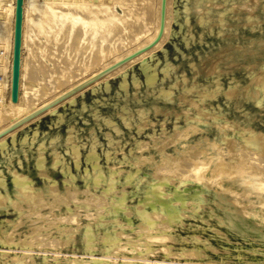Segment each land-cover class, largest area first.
Returning <instances> with one entry per match:
<instances>
[{
    "label": "rangeland",
    "instance_id": "rangeland-1",
    "mask_svg": "<svg viewBox=\"0 0 264 264\" xmlns=\"http://www.w3.org/2000/svg\"><path fill=\"white\" fill-rule=\"evenodd\" d=\"M91 1L92 18L105 17L103 11L118 13L114 0ZM226 1L173 0L171 34L154 61L135 64L123 75L111 78V85L87 91L0 145V264H67L73 256L76 264H85L94 257H105L108 264H264V228L256 229L264 225V203L257 198L264 194V42H256L264 41V0ZM10 9L14 12L0 32V60L7 58L12 68L0 71V108L13 105L8 101L10 94H35L42 83H54L65 69V62L73 60V67L79 68L87 57H81L83 52H76L71 42L77 31L72 37L67 30L59 40L54 39V33L48 37V33L39 34L36 29L32 33L34 41L20 35L26 29L29 33L28 27L17 35L9 33L8 28L18 25L19 19L30 14L38 19L31 7L24 8V12L18 5ZM38 34L43 35L41 40ZM4 42L7 49L2 51ZM4 144L6 151L2 150ZM200 149H207L199 157L203 168L189 169V158ZM165 156L169 158L167 168L166 161L153 167ZM245 156L247 164L242 161ZM218 160L225 163L222 170ZM180 164H186L188 170ZM235 164L239 165L237 169ZM238 177H243L242 184H231ZM20 178L31 193H36L34 198L24 200L12 192L19 190L16 182ZM248 182L255 189H248ZM47 185L49 192L56 188L55 194L50 193L54 198L41 190ZM245 210L257 217H241ZM33 215L41 220L33 221L39 218ZM35 226H43L42 234L33 230ZM159 233L166 239L168 233L169 241L164 244L165 237L160 241ZM154 234L160 238V243L154 242L156 245H152L155 238L151 241ZM121 246L125 250L118 253ZM152 251L154 254L149 255ZM5 252L8 255L2 256ZM47 257L49 262L45 261Z\"/></svg>",
    "mask_w": 264,
    "mask_h": 264
},
{
    "label": "bare ground",
    "instance_id": "bare-ground-1",
    "mask_svg": "<svg viewBox=\"0 0 264 264\" xmlns=\"http://www.w3.org/2000/svg\"><path fill=\"white\" fill-rule=\"evenodd\" d=\"M4 0H0V32L4 31V23L5 21L8 19V17L11 15V12H14L10 9V7H12L13 5H18L19 8H20V11H27L25 10L26 7H31L32 8V13H36L38 14V19H34L32 17V15L30 14L28 18L26 19H19L20 22L18 25H14L12 27H9L8 31L9 33H14L15 35L16 32H18L19 30L25 28V27H28L29 29V33L27 32V29L26 31L20 33V35H22L23 37H29L31 38L32 37V33H34L37 29V31H39L38 33L40 34V31H45V33L43 34H47L48 37L50 36V34L54 33L55 37L54 39H57L59 38V36L68 30L69 31V35H72V33L74 32L75 34V37L72 35V37H74L75 39L73 40L72 38L69 39V41L72 39L71 42H73V45L74 47H76L75 51L76 52H83V56L81 57H84L85 55H87V57L84 59L81 58V60L83 59V62L81 61L80 63H82V65L80 64L79 65V68L76 67L74 68L73 65V60H72V63L69 61V62H65L64 63V66H65V69L59 73V76H57V78L55 77V80L53 81L54 83H42L41 84V90L36 89L35 90V94H29L28 92H20L18 97L17 96H14L13 93L9 95V100H11V102L13 103L12 106H8V107H1L0 108V133L3 132L4 130L8 129L9 127L15 125L16 123H18L19 121H21L22 119H25L26 117H28L29 115H31L32 113L38 111L39 109L45 107L46 105H48L49 103H52L53 101H55L56 99H58L59 97L65 95L66 93H68L69 91H71L72 89L82 85L83 83L87 82L88 80L92 79L93 77H95L96 75L102 73L103 71H105L106 69H109L110 67H112L113 65L119 63L120 61H123L125 58L129 57L130 55L136 53L137 51L143 49L144 47H147L148 45H150V43H152L155 38L157 37L158 33H159V29H160V10H161V0H114V7L117 9V12L118 13H108L107 11H103L104 13H106V16L105 17H100V16H95L94 18H92V14H93V10L91 8V0H45L44 3L40 2V0H7L6 3H2ZM110 1V0H108ZM107 1V2H108ZM191 1V0H190ZM201 1V0H200ZM228 1V0H227ZM226 1V2H227ZM94 2V0H93ZM105 2V1H104ZM187 2V1H186ZM193 2V1H192ZM196 2V1H195ZM203 2V1H202ZM225 3V2H224ZM107 4V3H106ZM112 4V3H111ZM113 5V4H112ZM175 5V3H174ZM217 5V4H216ZM218 7V6H217ZM25 8V9H24ZM173 0H167V15H166V27H165V31H164V35L161 39V41L153 48H151L150 50L142 53L141 55H139L138 57L134 58L133 60L129 61L128 63L122 65L121 67L117 68L116 70L112 71L111 73L107 74L105 77L95 81L94 83H92L91 85L87 86L86 88H84L83 90L79 91L78 93L72 95L71 97L67 98L66 100H64L63 102H61L60 104L50 108L49 110L45 111L44 113H42L41 115L37 116L36 118H34L33 120L27 122L26 124L20 126L19 128L13 130L12 132H10L9 134L5 135L4 137L0 138V145L5 142L7 143L5 140L11 136H14L16 135L17 133L21 132L22 130H24L26 127H29V125H31L32 123L42 119L43 117L49 115V114H53V113H56L61 107H65L67 104H70V103H73L76 101V99L78 97H81V96H84L86 94L87 91H94L95 89H98V88H101L103 85H108L110 83V79L111 78H114V77H117V76H121L123 75L124 73H126L129 69L133 68V66L135 64H147V63H151L152 61L155 60L156 58V55H157V52L160 51L161 49H163L164 47V43L166 41V39H168V36L171 34V23H172V20H173ZM191 8V6H190ZM111 9V8H110ZM192 9V8H191ZM177 10V9H176ZM173 11V12H172ZM179 12V10H178ZM19 13V11H18ZM16 13V14H18ZM14 14V13H13ZM96 14V13H95ZM17 18V17H16ZM216 18V17H215ZM235 18V17H234ZM176 20V19H175ZM217 20V19H216ZM249 20V19H248ZM179 22V21H178ZM69 27H67V26ZM32 27V28H31ZM68 29H67V28ZM31 29V30H30ZM21 32V31H20ZM36 34V33H35ZM38 34V35H39ZM68 34V33H67ZM36 35V36H38ZM47 35H46V40H47ZM35 36V35H34ZM35 36V37H36ZM40 36H43V35H39L38 36V40L41 38ZM62 36V35H61ZM40 37V38H39ZM52 37V36H51ZM67 37H69L67 35ZM4 39V38H2ZM42 39V38H41ZM40 39V40H41ZM52 39V38H51ZM50 39V40H51ZM53 39V40H54ZM26 40V39H25ZM28 40V39H27ZM35 38L32 37V41H34ZM45 40V41H46ZM60 40V38H59ZM56 41V40H55ZM69 41H67L66 43H68ZM92 41V42H91ZM43 42V41H42ZM58 42V41H57ZM56 42V44H57ZM95 42V43H94ZM256 42H258L260 45H262V43L264 42L262 39L261 40H256ZM26 43V42H25ZM88 43V44H86ZM42 44V43H41ZM47 44V43H46ZM69 44V43H68ZM71 44V43H70ZM230 44V43H229ZM43 45V44H42ZM72 45V46H73ZM87 45V46H86ZM57 46V45H56ZM2 51L6 50L7 49V46L5 45V42L2 44V47H1ZM232 53L235 51V49H231ZM81 54V53H80ZM80 54H77L78 56ZM85 54V55H84ZM0 56H1V52H0ZM71 56V55H70ZM167 57V56H166ZM71 58V57H70ZM72 59V58H71ZM7 58H3L2 60H0V71H6V70H10L12 68L11 64H8L7 63ZM68 61V60H67ZM10 65V66H9ZM66 65H69L66 67ZM81 66V67H80ZM143 66V65H142ZM147 67V66H146ZM151 67V66H150ZM145 68V67H144ZM156 68V67H155ZM166 68H167V65H166ZM143 69V67H142ZM167 70V69H166ZM125 76V75H124ZM63 80V81H62ZM64 80L66 81V86L64 85V87H62L61 85H63L64 83ZM105 85V86H106ZM111 85V84H109ZM1 87V85H0ZM264 88V87H263ZM32 95V96H30ZM33 99H36L35 102H33L32 104H30ZM61 116V115H59ZM60 118V117H59ZM59 120V119H58ZM63 120V119H62ZM36 132V131H35ZM37 133V132H36ZM39 133V132H38ZM38 136V134H37ZM36 136V137H37ZM13 138V137H12ZM28 138V137H27ZM13 140V139H12ZM16 141V139H14ZM14 141V142H15ZM13 142V143H14ZM2 150L6 151L7 149V145L4 144V146L2 145ZM183 149H185L186 147H182ZM249 148V147H248ZM187 149V148H186ZM207 151V149H203V150H197V157H193V158H189L191 159L189 161V169L192 168V169H196L197 167L202 169L203 168V162L201 160H199V157L203 154H205V152ZM252 151V150H250ZM249 151V152H250ZM260 151V150H259ZM209 153V152H208ZM226 154V153H225ZM251 154V153H250ZM248 155V154H247ZM253 155V154H252ZM167 156V155H166ZM161 157L162 160L160 162H155L153 163V167H158L161 163H164L166 161V163L164 164V167L167 165L168 163V157ZM179 156V155H178ZM254 156V155H253ZM253 156L251 157L249 155V157H251L250 159L251 160H254L255 157L253 158ZM260 156V155H259ZM169 157H171L169 155ZM246 157V156H245ZM160 158V159H161ZM233 158V157H231ZM253 158V159H252ZM260 158V157H259ZM210 160L208 161H211V158H209ZM244 159V158H243ZM246 159V160H245ZM244 160H242L244 163H246L247 161V157L245 158ZM258 159V158H257ZM224 160V159H222ZM249 160V158H248ZM263 160V159H262ZM261 160V161H262ZM182 161V160H181ZM180 161V162H181ZM220 161V160H218ZM234 162V160H232ZM250 161V160H249ZM248 161V162H249ZM264 161V160H263ZM242 162V163H243ZM185 163V162H184ZM186 163H188L186 161ZM243 163V164H244ZM207 164V162H206ZM237 164V163H236ZM235 164V165H236ZM247 164V163H246ZM255 164V163H254ZM263 164V163H262ZM262 164L260 166H262ZM181 165V164H180ZM185 166L186 164H182L181 166ZM225 163H222V161L218 162V167H221V170L222 168H225L224 167ZM245 165V164H244ZM257 165V164H256ZM187 166V165H186ZM185 166V167H186ZM237 166L239 165H236V168L237 169ZM250 166V165H249ZM253 165H251L250 167H252ZM164 167L162 166V169H164ZM180 167V166H178ZM243 167V166H242ZM247 167V166H246ZM263 167V166H262ZM114 168V167H113ZM167 168V166L165 167ZM169 168V167H168ZM177 168V167H176ZM183 168V167H182ZM182 168H179V169H182ZM229 168V167H228ZM227 168V169H228ZM239 168V167H238ZM241 168V167H240ZM239 168V169H240ZM245 168V167H244ZM242 168V169H244ZM255 168V167H254ZM258 168V166H257ZM187 169V167H186ZM185 169V170H186ZM263 169V168H262ZM188 170V169H187ZM232 170V169H231ZM247 170V169H246ZM157 171V170H156ZM165 171V169H164ZM225 171V170H224ZM228 171V170H227ZM242 171V170H241ZM212 172V171H211ZM243 172V171H242ZM246 172V171H245ZM251 172V171H250ZM248 172V173H250ZM169 173V172H167ZM205 173V171H204ZM225 173V172H224ZM234 173V172H233ZM244 173V172H243ZM190 174V173H189ZM232 174V173H231ZM231 174H228L231 175ZM254 174V173H253ZM194 175L196 176V172H194ZM212 175V174H211ZM255 175V174H254ZM188 176V175H187ZM257 176V175H256ZM189 177V176H188ZM185 178V176H184ZM193 178V177H192ZM191 178V179H192ZM218 178V177H217ZM224 178V177H223ZM243 178V177H242ZM242 178H237L235 179L234 182H230L231 184H242V181L243 179ZM71 179V178H70ZM198 179V178H197ZM216 179V178H215ZM214 179V180H215ZM221 179V178H220ZM263 179V178H262ZM110 180V179H109ZM223 180V179H222ZM67 181V180H66ZM173 181V180H172ZM202 181V180H201ZM213 181V179H212ZM261 181V180H260ZM263 181V180H262ZM70 181L68 180V183ZM203 182V181H202ZM17 185L19 187V190H13L12 192L16 195V196H19L21 197L22 199L24 200H27L29 198H34V194L36 193H31V190L30 188L28 187L26 181L22 178L20 179H17ZM214 183V182H213ZM263 184V183H262ZM173 185V184H171ZM211 185V184H210ZM217 185V184H216ZM49 185L45 186V187H42L41 190H43V192L45 193V196L49 197L50 196V193H54L57 192L56 191V188L55 187H52L50 190V192L48 191L49 190ZM208 186V185H207ZM232 186V185H231ZM255 185L253 184H249L248 182V186L247 188L248 189H253ZM259 186V185H257ZM33 187V186H32ZM212 186H210L211 188ZM241 187V186H239ZM242 188V187H241ZM255 189V188H254ZM76 190V189H75ZM98 190V189H97ZM178 190V189H177ZM242 190V189H241ZM67 191H68V188H67ZM86 191V190H85ZM121 191V190H120ZM154 191V190H153ZM225 191V190H224ZM257 191V190H256ZM255 191V192H256ZM263 191V189H262ZM10 190H9V193L11 194L12 193ZM40 192V191H39ZM70 192V191H68ZM67 192V193H68ZM72 192V191H71ZM70 192V193H71ZM87 192V191H86ZM164 193V192H163ZM222 193V192H221ZM251 193V192H250ZM42 194V193H41ZM87 194V193H86ZM72 195V194H71ZM37 196V195H36ZM52 196V195H51ZM50 196V197H51ZM69 196V195H68ZM166 196V195H165ZM224 196V194H223ZM53 197V196H52ZM8 198V197H7ZM54 198V197H53ZM55 198H56V195H55ZM209 198V197H208ZM226 198V197H225ZM254 198V197H253ZM258 198V201L260 203H264V194H258L257 196ZM39 199V198H38ZM90 199V198H89ZM215 199L217 200V198L215 197ZM9 200V199H8ZM57 200V199H56ZM87 200V199H85ZM94 200V199H93ZM100 200V199H99ZM220 200V198H219ZM257 200V199H256ZM1 201V200H0ZM3 201V200H2ZM65 201V200H64ZM76 201V200H75ZM89 201V200H88ZM87 201V202H88ZM102 201V199H101ZM229 201V199H228ZM248 201V199H247ZM40 202V201H39ZM86 202V201H85ZM100 202V201H99ZM46 203V202H45ZM67 203V202H66ZM75 203V202H74ZM81 203H84V202H81ZM90 203V202H89ZM93 203V202H92ZM176 203V202H175ZM224 203V201H223ZM37 204V203H36ZM62 204V203H61ZM71 204V203H70ZM85 204V203H84ZM104 204V203H103ZM127 204V203H126ZM142 204V202H141ZM157 204V203H156ZM160 204V203H159ZM32 205V204H31ZM38 205V204H37ZM68 205V204H67ZM88 205V203H87ZM91 205V203L89 204ZM97 205V204H96ZM102 205V204H101ZM128 205V204H127ZM127 205L124 207L127 209ZM41 206V205H40ZM47 206V205H46ZM45 206V207H46ZM51 206V204H50ZM54 206V205H52ZM51 206V207H52ZM93 206V205H92ZM103 206V205H102ZM141 206V205H140ZM147 206V205H146ZM167 206V205H166ZM217 206V205H216ZM234 206V204H233ZM237 206V205H236ZM38 207V206H37ZM49 207V208H51ZM121 207H123L121 205ZM142 207H144L142 205ZM264 207V206H263ZM40 208V207H39ZM97 208V207H96ZM140 208V210L142 211L141 207H138ZM204 208V207H203ZM34 209V208H33ZM137 209V208H136ZM185 209V208H184ZM187 209V208H186ZM264 209V208H263ZM36 210V209H35ZM41 210V209H40ZM60 210V208H59ZM98 211V209H96ZM101 210V209H100ZM123 210V209H122ZM188 210V209H187ZM203 210V209H202ZM217 210V209H216ZM262 210V209H261ZM22 211V210H20ZM77 211V210H76ZM190 211H193L192 209ZM34 212V211H33ZM44 212V211H43ZM49 212V211H48ZM52 212V210H51ZM69 212V211H68ZM71 212V211H70ZM73 212V211H72ZM104 212V211H103ZM143 212V211H142ZM209 212V211H208ZM212 212V211H211ZM235 212V211H234ZM263 212V211H262ZM66 213V212H65ZM137 213V212H136ZM140 213V211H139ZM150 213V212H149ZM163 213V212H162ZM161 213V214H162ZM168 214L170 215H173L175 213H170V212H167ZM203 213V212H202ZM219 213V212H218ZM30 214H31V211H30ZM29 214V215H30ZM34 214V213H33ZM52 214H55L54 212ZM63 214V213H62ZM69 214V213H68ZM71 214V213H70ZM78 214V213H77ZM182 214H185V213H182ZM181 214V215H182ZM204 214V213H203ZM214 214V213H213ZM231 214V213H230ZM41 215V214H40ZM50 215V214H48ZM47 215V216H48ZM61 215V213H60ZM67 215V214H66ZM152 215V214H151ZM149 214H147V216H151ZM157 215V214H156ZM156 215H152L156 217ZM159 215V214H158ZM187 216V214H185ZM193 215V214H192ZM222 215V214H221ZM263 215V214H262ZM33 216H37V215H33ZM45 216V217H47ZM165 216V215H164ZM219 216V215H218ZM241 217H244V218H248L249 220H252L254 219L255 217H257V214H250L249 211L245 210V211H242L241 214H240ZM264 216V215H263ZM262 216V217H263ZM37 217H39L36 221V219H32L33 221L35 220V222H38V220L40 219V216L38 215ZM54 217H56V215H54ZM62 217V216H61ZM96 217V216H95ZM144 217V216H143ZM151 217V218H152ZM154 217V218H155ZM160 217V216H157V218ZM167 217V216H165ZM180 217V216H179ZM190 217V216H189ZM198 217V216H197ZM210 217V216H209ZM220 217V216H219ZM53 218V217H51ZM57 218V217H56ZM163 218V217H162ZM170 218V216H169ZM172 218V217H171ZM222 218V217H221ZM234 218V217H233ZM47 219V218H46ZM45 219V220H46ZM62 219V218H61ZM65 219V218H64ZM64 219H63V223H64ZM71 219V218H70ZM74 219V218H73ZM90 219V218H89ZM147 219V217L145 218ZM150 219V218H148ZM161 219V218H160ZM159 219V220H160ZM212 219V218H211ZM41 220V219H40ZM43 220V219H42ZM44 220V221H45ZM175 220V218L173 219ZM182 220V219H181ZM219 220V219H218ZM19 221V220H18ZM68 221V220H67ZM97 221V220H95ZM147 221H150V220H147ZM152 221V220H151ZM154 221V220H153ZM152 221V222H153ZM198 221V220H197ZM204 221V220H203ZM234 221V220H233ZM20 222V221H19ZM59 222V221H58ZM144 222V221H143ZM176 222V221H175ZM202 222V221H201ZM206 222V221H204ZM1 223V221H0ZM25 223V222H24ZM33 223V222H32ZM53 223V222H51ZM72 223V222H71ZM81 223V222H80ZM120 222H118L117 224H119ZM149 223V222H148ZM174 223V221H173ZM178 223V222H177ZM184 224V222H181ZM207 223V222H206ZM31 224V223H30ZM47 224V223H46ZM172 224V223H171ZM192 224V223H191ZM42 225V224H41ZM52 225V224H51ZM147 225V224H146ZM160 225H164L163 223L160 224ZM159 225V226H160ZM168 229L171 231V229L173 230V228H169L171 226H169L170 224L166 223ZM165 225V226H166ZM178 225V224H176ZM189 225V224H188ZM208 225V223H207ZM219 227H220V224H218ZM239 226V224H237ZM87 226V224H86ZM85 226V227H86ZM123 226V225H122ZM142 225H140L141 227ZM151 226V225H149ZM181 226V224H180ZM201 227V225H198ZM209 226V225H208ZM233 226V225H232ZM254 226V225H252ZM38 227V226H37ZM35 226V228L33 230H40L42 227H38V229ZM80 227V226H79ZM119 227V226H118ZM164 227V226H163ZM165 227V228H167ZM177 227V226H176ZM189 227V226H188ZM229 227V226H228ZM29 228V227H28ZM33 228V227H32ZM59 228V227H58ZM57 228V229H58ZM124 228V226H123ZM143 228V227H141ZM140 228V229H141ZM146 228V227H145ZM150 228V227H149ZM164 228V229H165ZM183 228V227H182ZM181 228V229H182ZM203 228V227H202ZM214 228V227H213ZM225 228V227H224ZM230 228V227H229ZM260 228H264V225L263 224H260L256 227L257 230H259ZM30 229V228H29ZM45 229V228H44ZM69 229V228H68ZM72 229V228H71ZM148 229V228H146ZM159 229V227H158ZM163 229V231H164ZM200 229V228H199ZM13 230V229H12ZM42 230V229H41ZM40 230V231H41ZM151 230H153L151 228ZM156 230H157V227H156ZM166 230V229H165ZM194 230V229H193ZM214 230V229H213ZM216 230V229H215ZM214 230V231H215ZM39 231V232H40ZM142 231V230H141ZM141 231H138V232H141ZM148 231V230H147ZM150 231V229H149ZM148 231V232H149ZM158 231V230H157ZM155 231V232H157ZM212 231V232H214ZM217 231V230H216ZM220 231V230H219ZM225 231V230H224ZM240 232V230H238ZM237 231V232H238ZM256 231V230H255ZM254 231V232H255ZM34 232V231H32ZM47 232V231H45ZM52 232V231H51ZM50 232V233H51ZM83 232V231H82ZM87 232H90V231H87ZM138 232L136 233V236H138ZM144 234L145 236L147 235L146 234V230H144ZM147 232V233H148ZM154 232V233H155ZM253 232V231H252ZM120 232H118L119 234ZM149 233H152V231H150ZM161 233V232H160ZM159 233V234H160ZM183 233V232H182ZM219 233V232H218ZM221 233V232H220ZM259 233V232H258ZM262 233V232H261ZM259 233V234H261ZM10 234V233H8ZM38 234V233H37ZM40 234H42V231L40 232ZM117 234V233H116ZM117 234V235H118ZM122 234V233H121ZM119 234V235H121ZM125 234V233H124ZM166 234V233H164ZM204 234V232H203ZM215 234V233H214ZM264 234V232H263ZM30 235V234H29ZM35 236V239L38 238L35 234H32ZM80 235V234H79ZM153 235V234H152ZM151 235V237H153ZM162 234H160V237H161ZM208 235V234H207ZM31 236V235H30ZM42 235H40L41 237ZM100 236V235H99ZM159 236V235H158ZM229 236V234H228ZM232 236V234H231ZM238 236V235H237ZM262 236V235H261ZM9 237V236H8ZM121 237V236H119ZM143 236H141L140 238H142ZM165 237V236H164ZM164 237L161 239L158 237V238H155V234H154V237L151 239V241L154 239V241L152 242V245L155 241L159 242L158 240L160 239L161 240H164ZM168 233H167V239H168ZM84 238V237H83ZM97 238V237H96ZM108 238V237H107ZM122 238V237H121ZM130 238V237H129ZM173 238V237H172ZM226 238V237H225ZM228 238V237H227ZM261 238V237H260ZM104 239V238H103ZM147 239V237H146ZM145 239V240H146ZM149 239V238H148ZM147 239V240H148ZM149 239V240H150ZM158 239V240H157ZM166 237H165V242L166 241H169L167 240ZM171 239V238H170ZM233 239V238H232ZM237 239V238H236ZM235 239V240H236ZM241 239V238H240ZM246 239H247V236H246ZM263 239V238H262ZM30 240V239H29ZM42 240V239H41ZM116 240L119 241V239L116 238ZM133 240V238L131 239ZM135 240V239H134ZM148 240V241H149ZM186 240V239H185ZM188 240V239H187ZM201 240V239H200ZM208 240V239H207ZM206 240V241H207ZM239 240V239H238ZM253 240V239H252ZM20 241V240H19ZM23 241V240H22ZM38 241V239H37ZM43 241V240H42ZM64 241V240H63ZM113 241V240H112ZM112 241H109L112 243ZM140 241V240H139ZM137 242L140 244V242ZM172 241V240H170ZM246 241V240H245ZM256 241V240H255ZM264 241V240H263ZM12 242V241H10ZM31 242V240L29 241ZM29 242L26 244V245H29ZM39 242H40V239H39ZM104 242V241H102ZM107 242V241H106ZM108 242V243H109ZM120 242V241H119ZM119 242L115 243V244H119ZM132 242V241H131ZM162 242V243H163ZM173 242V241H172ZM189 242H192L191 240ZM199 242V241H198ZM227 242H230V241H227ZM261 242V241H260ZM50 243V242H49ZM47 245L46 243V246L49 247V244ZM52 243V242H51ZM55 243V242H53ZM52 243V244H53ZM114 243V242H113ZM123 243V242H120V244ZM137 247H139V244H137ZM145 243V242H144ZM156 243V242H155ZM154 243V244H155ZM160 243V242H159ZM206 243V242H205ZM235 243V242H234ZM238 243V242H237ZM51 244V245H52ZM56 244V243H55ZM106 244V243H104ZM103 244V245H104ZM119 244V245H120ZM125 244V243H124ZM135 244V243H134ZM141 244H143L141 242ZM150 244V243H149ZM184 244V243H183ZM188 244V243H187ZM233 244V243H232ZM9 245V244H7ZM25 245V244H24ZM32 245V244H30ZM44 245V244H42ZM99 245V244H98ZM110 245V243L108 244ZM123 245V244H122ZM127 245V243H126ZM125 245V246H126ZM156 245V244H155ZM159 245V244H158ZM246 245V244H245ZM253 245V244H252ZM251 245V246H252ZM38 246V245H37ZM59 246V245H58ZM112 246V245H111ZM124 246V247H125ZM141 246V245H140ZM148 246V245H147ZM219 246V245H218ZM222 246V245H221ZM239 246V245H238ZM237 246V248H238ZM243 246V245H242ZM250 246V247H251ZM23 247V246H22ZM43 247V246H42ZM110 247V246H109ZM113 247V246H112ZM118 247V245H117ZM122 247V246H121ZM124 247H122L121 250H118V253H120L119 251H122L124 249ZM144 247V246H143ZM146 247V246H145ZM190 247V246H189ZM232 247V246H231ZM98 248V247H97ZM96 248V249H97ZM149 248V246H148ZM148 248L146 247L145 249L148 250ZM152 248V247H150ZM163 248V247H162ZM165 249L167 247H164ZM207 248V247H206ZM210 248V247H209ZM208 248V249H209ZM225 248V247H224ZM256 248V247H255ZM118 249V248H116ZM141 249V247H140ZM156 249V248H155ZM186 249V248H185ZM194 249V248H193ZM201 249V248H200ZM199 249V250H200ZM216 249V248H215ZM226 249V248H225ZM229 249V247H227V250ZM261 249V248H260ZM125 250V249H124ZM123 250V251H124ZM150 250V249H149ZM157 250V249H156ZM162 250V249H161ZM226 250V251H227ZM230 250V249H229ZM262 250V249H261ZM1 251V250H0ZM98 251V250H97ZM138 251H141V250H138ZM137 251V252H138ZM145 251V250H144ZM167 251V249L165 250ZM165 251H163V254L166 253ZM213 251V249H212ZM234 251V250H233ZM236 251V250H235ZM243 251H245L243 249ZM242 251V252H243ZM254 251V250H253ZM258 251V250H257ZM11 252V251H10ZM27 253V251H25ZM107 252V251H106ZM116 252V251H115ZM115 252H111V254L115 253ZM142 252V251H141ZM139 252V255L140 253ZM151 252V251H150ZM154 252H156L154 250ZM191 252H192V249H191ZM194 252V250H193ZM192 252V253H193ZM197 252V251H196ZM211 252V250H210ZM214 252H217L216 250H214ZM219 252V251H218ZM242 252L240 254H242ZM260 252V250H259ZM6 253V252H5ZM9 253V251H8ZM46 253V252H45ZM44 253V254H45ZM117 253V252H116ZM128 253H132V252H129ZM148 252H146L147 254ZM169 253V251H168ZM167 253V255H168ZM175 253V252H173ZM199 253V252H197ZM209 253V252H208ZM227 253V252H226ZM246 254L248 252H245ZM2 254V253H1ZM20 254V253H19ZM33 254V253H32ZM59 254V253H58ZM63 254V253H62ZM105 254V253H104ZM137 254V253H136ZM150 254H154L153 251L152 253H149ZM181 254V253H180ZM186 254V253H185ZM188 255L190 254V256L192 257L191 253H187ZM186 254V255H187ZM195 254V252L193 253ZM260 254V253H259ZM258 254V255H259ZM8 254L6 253L5 255L2 254V256H7ZM21 255V254H20ZM20 255H18L17 257H19ZM43 255V254H42ZM47 255V254H45ZM44 255V256H45ZM115 255V254H114ZM144 255V253L142 254ZM148 255V254H147ZM169 255H171V251L169 253ZM182 255V254H181ZM203 255V254H201ZM201 255H198L197 256H200ZM252 255V254H251ZM25 256V255H23ZM27 256V255H26ZM58 256V255H57ZM118 256V254H117ZM116 256V257H117ZM122 256V255H120ZM126 256V255H124ZM145 256V255H144ZM142 256V257H144ZM164 255H162L163 257ZM184 256V253L183 255ZM194 256V255H193ZM205 256V255H204ZM208 256V255H207ZM206 256V257H207ZM213 256V255H212ZM256 256V255H255ZM1 257V256H0ZM15 257V256H14ZM12 259L13 260H16V257L15 259ZM56 257V255H55ZM54 257V259H55ZM92 257V256H91ZM123 257V256H122ZM136 257L135 255L133 256V258ZM171 257V256H170ZM173 257V256H172ZM264 257V255H263ZM22 258V255L20 257V259ZM44 259V257H42ZM67 258V257H66ZM105 257L103 258H99V257H94L92 258V260L90 262H86L85 259H82L80 261H84L86 262L85 264H108V260L106 261L104 259ZM111 258V257H110ZM184 258V257H183ZM198 258V257H197ZM9 259V258H8ZM18 259V258H17ZM29 259H32L30 258L29 256ZM34 259V257H33ZM48 259V257L45 259V261ZM167 259V258H165ZM170 259V258H169ZM175 259V258H174ZM190 259V258H189ZM228 259V258H227ZM25 260V259H23ZM28 260V259H27ZM57 260V259H56ZM61 260V259H60ZM59 260V261H60ZM171 260V259H170ZM201 260V259H200ZM18 261V260H17ZM20 261V260H19ZM34 262L32 263H35V259L32 260ZM54 261V260H53ZM58 261V260H57ZM58 261V262H59ZM67 261V264H76V259L74 258V256L72 258H68ZM147 261V260H146ZM227 261V260H226ZM231 261V260H230ZM242 261V260H240ZM245 261V260H244ZM14 262V261H13ZM46 262H49L48 260ZM110 262V261H109ZM16 263V261H15ZM128 262L126 261V264ZM164 263V262H163ZM167 263V262H166ZM175 263V262H173ZM209 263V262H208ZM222 263V261H221ZM228 263V262H227ZM234 263V262H232ZM241 263V262H240ZM250 263V262H249ZM56 264V262H55ZM113 264H117V262H113ZM122 264V263H121ZM124 264V262H123ZM131 264H134V262H132ZM136 264V262H135ZM141 264V263H139ZM146 264V263H145ZM149 264V263H148ZM223 264V263H222ZM236 264V263H235ZM251 264V263H250Z\"/></svg>",
    "mask_w": 264,
    "mask_h": 264
},
{
    "label": "water",
    "instance_id": "water-1",
    "mask_svg": "<svg viewBox=\"0 0 264 264\" xmlns=\"http://www.w3.org/2000/svg\"><path fill=\"white\" fill-rule=\"evenodd\" d=\"M166 15H167V0H161L160 29H159V33H158L157 37L155 38V40L152 43H150V45H148L147 47H144L143 49H141V50L137 51L136 53L130 55L129 57L125 58L123 61H120L119 63L113 65L109 69H106L105 71H103L102 73L96 75L95 77H93L92 79H90L87 82L83 83L82 85L72 89L71 91H69L65 95L59 97L58 99H56L52 103H49L48 105H46L45 107H43V108L39 109L38 111L32 113L31 115H29L25 119H22L21 121H19L15 125H13V126L9 127L8 129L4 130L3 132L0 133V138L4 137L5 135L9 134L13 130L19 128L20 126L26 124L27 122L33 120L34 118H36L37 116L41 115L42 113H44L45 111L49 110L50 108L60 104L61 102H63L67 98H69L72 95H74V94L78 93L79 91L83 90L84 88H86L87 86L91 85L95 81L105 77L107 74L111 73L112 71L116 70L117 68L121 67L122 65L128 63L129 61L133 60L134 58L138 57L142 53H144V52L150 50L151 48L155 47L161 41V39H162V37L164 35V31H165V27H166Z\"/></svg>",
    "mask_w": 264,
    "mask_h": 264
}]
</instances>
